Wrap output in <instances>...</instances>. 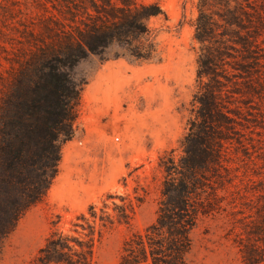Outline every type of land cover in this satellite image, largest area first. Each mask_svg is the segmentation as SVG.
Returning <instances> with one entry per match:
<instances>
[{
	"label": "rangeland",
	"instance_id": "rangeland-1",
	"mask_svg": "<svg viewBox=\"0 0 264 264\" xmlns=\"http://www.w3.org/2000/svg\"><path fill=\"white\" fill-rule=\"evenodd\" d=\"M79 1L0 0V96L4 78L11 81L36 56H52V47L89 20ZM158 1L166 13L147 21L161 60L116 57L122 48L113 45L72 67L83 86L75 135L62 144L45 197L5 240L0 264H67L41 259L53 233L74 239L75 259L82 250L76 241H88L93 250L84 264H120L126 240L156 221L166 186L173 193L181 186L182 140L200 120L211 82L198 76L208 48L196 37L202 0ZM207 1L218 23L214 40L225 36L230 44L215 65L224 138L219 159L189 175L198 218L187 261L264 264V0ZM70 8L75 21L65 15ZM232 12L239 22L229 24Z\"/></svg>",
	"mask_w": 264,
	"mask_h": 264
},
{
	"label": "trees",
	"instance_id": "trees-1",
	"mask_svg": "<svg viewBox=\"0 0 264 264\" xmlns=\"http://www.w3.org/2000/svg\"><path fill=\"white\" fill-rule=\"evenodd\" d=\"M205 1L199 5L195 23L196 37L208 48L206 58H198V76L207 75L211 82L201 97L200 120L194 121L182 140L187 159L181 168L182 183L175 187V193L169 184L166 186L156 221L126 240L120 264H188L191 231L198 218V209L191 203L193 181L189 175L210 168L220 157L224 135L219 128L217 90L222 82L215 65L230 46L225 36L214 40L218 23ZM77 9L86 12L89 20L81 19L74 33L52 47V56L46 52L36 56L11 81L3 79L8 86L0 96V251L20 218L47 194L60 171L62 144L75 135L83 86L73 76L72 67L90 53L107 52L113 45L122 48L116 57L162 59L147 21L166 13L160 1L80 0ZM65 15L75 21L78 13L70 8ZM230 16L229 24L239 22L234 12ZM94 210L92 204L90 212L94 214ZM73 240L64 234L56 238L53 233L41 249V259L86 263L92 246L88 241H76L82 250L75 259Z\"/></svg>",
	"mask_w": 264,
	"mask_h": 264
},
{
	"label": "bare ground",
	"instance_id": "bare-ground-1",
	"mask_svg": "<svg viewBox=\"0 0 264 264\" xmlns=\"http://www.w3.org/2000/svg\"><path fill=\"white\" fill-rule=\"evenodd\" d=\"M62 195H63V193H62Z\"/></svg>",
	"mask_w": 264,
	"mask_h": 264
}]
</instances>
